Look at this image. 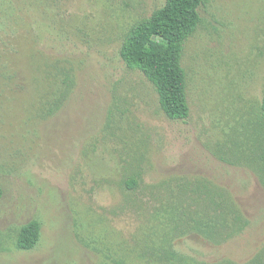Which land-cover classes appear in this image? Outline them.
I'll return each instance as SVG.
<instances>
[{
	"label": "rangeland",
	"instance_id": "374dc122",
	"mask_svg": "<svg viewBox=\"0 0 264 264\" xmlns=\"http://www.w3.org/2000/svg\"><path fill=\"white\" fill-rule=\"evenodd\" d=\"M164 2L0 0V264H264V0L199 7L184 121L119 55Z\"/></svg>",
	"mask_w": 264,
	"mask_h": 264
},
{
	"label": "trees",
	"instance_id": "16d2710c",
	"mask_svg": "<svg viewBox=\"0 0 264 264\" xmlns=\"http://www.w3.org/2000/svg\"><path fill=\"white\" fill-rule=\"evenodd\" d=\"M204 2L205 0H165L150 16L131 26L119 50L124 64L142 72L153 84L160 108L170 119L184 121L189 114L186 75L181 66V57L185 41L200 22L199 7ZM262 111L264 113V96ZM260 180L264 183V173ZM132 184L134 185V181L129 185ZM1 194L0 187V197ZM221 205L222 203L217 205L219 211L226 213L232 210L228 204ZM39 237L40 223L31 220L20 227L16 246L29 250L37 244Z\"/></svg>",
	"mask_w": 264,
	"mask_h": 264
}]
</instances>
